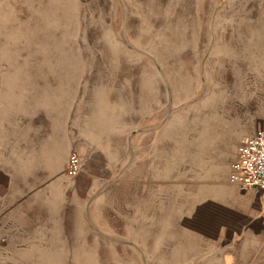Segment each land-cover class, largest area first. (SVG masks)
<instances>
[{"label":"rangeland","instance_id":"obj_1","mask_svg":"<svg viewBox=\"0 0 264 264\" xmlns=\"http://www.w3.org/2000/svg\"><path fill=\"white\" fill-rule=\"evenodd\" d=\"M258 36L264 0H0V264H226L262 234L228 179Z\"/></svg>","mask_w":264,"mask_h":264},{"label":"built area","instance_id":"obj_2","mask_svg":"<svg viewBox=\"0 0 264 264\" xmlns=\"http://www.w3.org/2000/svg\"><path fill=\"white\" fill-rule=\"evenodd\" d=\"M80 168V155L76 150L70 151L67 171L75 174ZM228 179L242 189L255 187L264 190V129H257L239 139Z\"/></svg>","mask_w":264,"mask_h":264},{"label":"crops","instance_id":"obj_3","mask_svg":"<svg viewBox=\"0 0 264 264\" xmlns=\"http://www.w3.org/2000/svg\"><path fill=\"white\" fill-rule=\"evenodd\" d=\"M254 188V192L259 193L261 197V206L264 208V190ZM262 231V234H256L253 239H245L246 245H242L240 250L229 247L224 252V260L226 264H264V222L261 221L252 226Z\"/></svg>","mask_w":264,"mask_h":264},{"label":"bare ground","instance_id":"obj_4","mask_svg":"<svg viewBox=\"0 0 264 264\" xmlns=\"http://www.w3.org/2000/svg\"><path fill=\"white\" fill-rule=\"evenodd\" d=\"M257 38H258V42H262V43L264 42V36H258ZM225 53L229 55L228 51H225ZM60 60L61 61L63 60L64 62L70 61L69 58L60 59ZM256 60L258 61V63H260L262 65V67L259 68L258 70L264 72V51H262V53L259 55V57L256 58ZM185 79H186V77H184V81H185ZM48 97H50V96H48ZM211 97H212V102H210L208 104V106L210 108H214V107L220 105L219 102H222L224 100L225 91H223L222 89H215L214 92L212 93ZM181 124L182 125L180 126V131L184 132L183 131L184 130V125H183V123H181ZM208 131H209V129H208L207 125L204 124L203 127L200 129V135H201L200 138H201V140H203V139L208 137V135H209ZM62 150H63V147H62ZM62 150H61V146L57 145L55 147V149H54V153H55L54 157L56 158V156H58L60 154V151H62ZM225 187H228V185L225 186Z\"/></svg>","mask_w":264,"mask_h":264}]
</instances>
